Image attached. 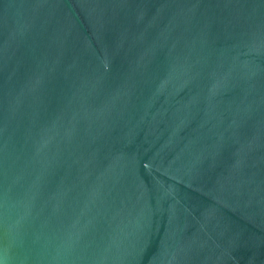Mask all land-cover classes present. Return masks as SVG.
<instances>
[{"label": "water", "instance_id": "obj_1", "mask_svg": "<svg viewBox=\"0 0 264 264\" xmlns=\"http://www.w3.org/2000/svg\"><path fill=\"white\" fill-rule=\"evenodd\" d=\"M0 264H264V0H0Z\"/></svg>", "mask_w": 264, "mask_h": 264}]
</instances>
